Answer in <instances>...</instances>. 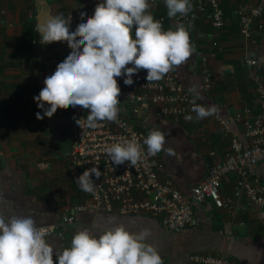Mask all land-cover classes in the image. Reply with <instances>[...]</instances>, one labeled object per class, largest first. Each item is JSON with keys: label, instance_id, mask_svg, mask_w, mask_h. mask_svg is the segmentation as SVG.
I'll use <instances>...</instances> for the list:
<instances>
[{"label": "crops", "instance_id": "0c3cea01", "mask_svg": "<svg viewBox=\"0 0 264 264\" xmlns=\"http://www.w3.org/2000/svg\"><path fill=\"white\" fill-rule=\"evenodd\" d=\"M53 16L80 15L87 8V0H45ZM148 11L154 19L165 16L163 31L174 30L167 15L165 0H148ZM255 4V0H221L226 23L214 28L205 13L196 12L195 19L184 25L189 32L193 52L182 65L175 67L176 75L188 90L196 87L200 94L197 104L214 106L216 115L229 121L224 128L214 114L204 119L182 120L162 117L156 106L136 111L134 105L121 103L125 114L140 130L148 134L159 130L165 134L164 149L160 152L159 174L170 179L183 194L200 182L214 161L222 159L233 136H242L235 115L248 108L258 112L254 74L264 83V11L255 18L250 39L239 32L238 10ZM191 9L196 2L190 0ZM38 0H0V213L5 216H33L36 226L55 223L63 213H71L75 222L63 225L47 239L54 252L71 246L74 234L87 229L97 237L114 225L123 224L130 233L149 229L145 243L153 245L164 264H185L193 252L221 254L238 264H264V212L246 205L234 209L216 207L209 200L194 207L198 225L171 232L160 217L146 214H121L117 208L75 211L86 204L89 196L76 183L85 169L72 166L68 154L59 146L69 121L53 115L36 119L38 111L33 97L44 87L38 84V71L54 68V58L63 61L71 52L67 42L41 44L36 30ZM70 31L71 27H70ZM257 64L250 65L247 59ZM212 73V87L203 92L202 62ZM24 97L27 103L21 104ZM47 105H45L46 107ZM89 114V112H88ZM256 175L264 183V164L256 168ZM236 180L234 174L221 181L223 198L231 195ZM115 217L110 222L109 218ZM56 256L53 255L55 264Z\"/></svg>", "mask_w": 264, "mask_h": 264}, {"label": "clouds", "instance_id": "9594fccd", "mask_svg": "<svg viewBox=\"0 0 264 264\" xmlns=\"http://www.w3.org/2000/svg\"><path fill=\"white\" fill-rule=\"evenodd\" d=\"M165 4L169 17L187 15L191 9L190 0H165ZM149 7L148 0H102L94 14L79 23L75 31H70L71 19H64L63 14L38 23L41 44L67 42L71 52L44 79V87L33 97L43 112L38 111L36 119L51 118L57 109L80 106L89 112L85 122L88 128L97 127L98 121L114 122L121 94L117 77H126L124 84L131 86L133 75L143 69L148 82L158 81L174 66L185 63L194 50L188 30L178 23L175 30L163 31ZM86 16L80 13L82 21ZM189 91L200 98L195 86ZM191 110L197 120L216 111L214 106L205 108L195 99ZM185 118L193 119L191 115ZM76 123L81 127L80 119ZM143 143L149 155L162 150L173 154L164 149L162 131L151 130ZM106 153L115 165L126 161L136 165L141 158L139 145L131 140L107 146ZM93 174L101 176L92 167L75 179L82 191H94ZM115 219L109 218L110 222ZM150 235L149 229L130 233L123 224L104 230L98 237L84 229L74 234L70 247L54 252L46 240L47 233L36 226L33 216L0 213V264H54V254L58 264H164L156 247L145 243Z\"/></svg>", "mask_w": 264, "mask_h": 264}, {"label": "built area", "instance_id": "2783aa9c", "mask_svg": "<svg viewBox=\"0 0 264 264\" xmlns=\"http://www.w3.org/2000/svg\"><path fill=\"white\" fill-rule=\"evenodd\" d=\"M193 1L196 2L193 12L187 15L178 13L175 17H169L174 23V30L178 23L183 25L191 23L198 11L206 14L214 28L218 29L225 25L226 17L221 0ZM101 2L102 0H87L88 5L84 11L87 16L83 21L80 15H70L68 20L71 19V30L75 31L79 23L86 22L87 18L94 14L96 5ZM263 11L264 0H255V4L238 10L239 32L246 40L252 35L255 18L262 15ZM155 20H158L163 28L166 17L158 16ZM133 38H135V28H133ZM193 42L190 39V43ZM193 45L196 46L195 43ZM246 61L250 65L257 64L254 58ZM60 62L63 61L55 57L54 68L38 71L39 85L44 86V79L54 73ZM175 67L162 79L152 82L146 79L147 71L141 69L133 75L134 83L131 86L124 84L126 77H117L121 94L118 98L119 114L114 122L98 121L97 127L88 128L85 126L88 110L80 106L57 109L54 115L66 119L71 126L72 145L68 156L72 166L85 170L96 167L101 173L99 178L92 175L95 183L94 191L86 192L89 201L76 206L75 211L100 208L113 211L117 208L121 214L160 217L164 227L171 232H180L187 226L198 225L200 221L194 213V207L209 200L213 201L216 207L234 209L237 205H242L241 202L245 199L247 206L264 212V183L256 175V168L264 164V83L258 74L253 75L258 112L254 113L246 108L235 115L241 125L242 136L232 137L224 157L211 164L208 174L193 185L190 194H183L170 179L160 177V152L155 156L148 154L147 145L143 143L148 134L137 128L122 113L121 103L134 105L136 111L140 108H148L151 104L156 106L158 114L162 117L187 120L185 117L193 113L192 101L195 99L197 103L198 99L179 81ZM201 71V90L205 92L212 87V73L205 59ZM26 103L27 97H24L21 104ZM213 114L224 128H229L227 119L219 117L215 112ZM79 119L81 127L76 123ZM124 140H131L140 147L141 158L136 165L127 161L115 165L106 153L107 146ZM230 174H234L236 180L231 195L223 198L220 191L221 181ZM74 222L73 214L63 213L60 221L37 227L47 233V240L60 227ZM55 264H58L57 258ZM185 264H238V262L221 254L193 252L188 256Z\"/></svg>", "mask_w": 264, "mask_h": 264}, {"label": "water", "instance_id": "95a60500", "mask_svg": "<svg viewBox=\"0 0 264 264\" xmlns=\"http://www.w3.org/2000/svg\"><path fill=\"white\" fill-rule=\"evenodd\" d=\"M39 6L36 10V19L37 24L43 23L46 19H50L53 17L50 8L47 5V2L45 0H38ZM72 140H71V129L66 131L65 136L63 139L59 142V146L61 151L64 154H68L71 150Z\"/></svg>", "mask_w": 264, "mask_h": 264}, {"label": "trees", "instance_id": "16d2710c", "mask_svg": "<svg viewBox=\"0 0 264 264\" xmlns=\"http://www.w3.org/2000/svg\"><path fill=\"white\" fill-rule=\"evenodd\" d=\"M27 28H30V34L33 35V36L38 33L36 30H34V28H35L34 24L30 25Z\"/></svg>", "mask_w": 264, "mask_h": 264}]
</instances>
